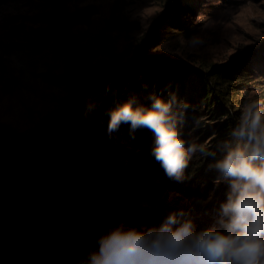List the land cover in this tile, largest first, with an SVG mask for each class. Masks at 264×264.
Masks as SVG:
<instances>
[{"label": "trees", "instance_id": "1", "mask_svg": "<svg viewBox=\"0 0 264 264\" xmlns=\"http://www.w3.org/2000/svg\"><path fill=\"white\" fill-rule=\"evenodd\" d=\"M230 68L215 64L204 71L160 55L97 67L57 116L42 120L31 134L0 138V264H85L101 233L151 215L134 202L168 180L151 154L153 134L139 129L132 138L127 125L111 137L106 133L108 111L131 97L144 106H150L149 97L174 98L182 137L189 130L200 138L214 134L204 153L188 156L183 176L217 173L221 145L236 143L232 129L243 106L231 94L261 81L249 82L248 73ZM202 113L211 122H202Z\"/></svg>", "mask_w": 264, "mask_h": 264}, {"label": "rangeland", "instance_id": "2", "mask_svg": "<svg viewBox=\"0 0 264 264\" xmlns=\"http://www.w3.org/2000/svg\"><path fill=\"white\" fill-rule=\"evenodd\" d=\"M157 55L204 71L230 65L249 82L258 77L231 98L264 109V0H0V138L31 134L54 118L93 69ZM171 87L166 82L167 94ZM200 119L211 122L206 113ZM199 134L187 131L185 147L213 145L212 132ZM163 180L162 188L155 183L135 198L136 208L151 215L133 228L156 225L171 212H183L196 228L215 223L226 180L217 173Z\"/></svg>", "mask_w": 264, "mask_h": 264}, {"label": "clouds", "instance_id": "3", "mask_svg": "<svg viewBox=\"0 0 264 264\" xmlns=\"http://www.w3.org/2000/svg\"><path fill=\"white\" fill-rule=\"evenodd\" d=\"M149 99L150 106L131 97L111 108L106 133L111 137L122 125L132 138L139 129L150 131L151 154L165 175L179 182L188 155L205 149L185 147L174 98ZM232 137L236 143L221 145L223 155L214 164L228 190L213 225L196 228L183 212L145 228L117 224L98 236L85 264H264V109L258 101L245 102Z\"/></svg>", "mask_w": 264, "mask_h": 264}, {"label": "water", "instance_id": "4", "mask_svg": "<svg viewBox=\"0 0 264 264\" xmlns=\"http://www.w3.org/2000/svg\"><path fill=\"white\" fill-rule=\"evenodd\" d=\"M55 116H57V115H55Z\"/></svg>", "mask_w": 264, "mask_h": 264}]
</instances>
